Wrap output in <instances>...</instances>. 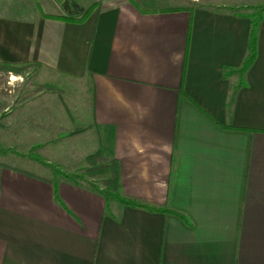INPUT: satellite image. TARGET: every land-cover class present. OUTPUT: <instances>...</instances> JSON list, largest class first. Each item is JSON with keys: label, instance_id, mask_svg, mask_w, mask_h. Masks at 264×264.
Returning a JSON list of instances; mask_svg holds the SVG:
<instances>
[{"label": "crops", "instance_id": "obj_1", "mask_svg": "<svg viewBox=\"0 0 264 264\" xmlns=\"http://www.w3.org/2000/svg\"><path fill=\"white\" fill-rule=\"evenodd\" d=\"M134 1L95 0L72 23L42 14H64L57 2L0 0V62L39 63L27 73L54 87L0 95L19 164L0 160V264H264V15L230 101L250 19L227 7L251 4ZM100 148L123 196L184 218L106 207L51 167L75 172Z\"/></svg>", "mask_w": 264, "mask_h": 264}, {"label": "trees", "instance_id": "obj_2", "mask_svg": "<svg viewBox=\"0 0 264 264\" xmlns=\"http://www.w3.org/2000/svg\"><path fill=\"white\" fill-rule=\"evenodd\" d=\"M60 2L61 8L64 11V14H46L42 10V14L45 17L59 19L65 22L72 23H83L94 11L97 6V3H93L87 7H81L74 0H58ZM134 6H137L134 0H129ZM229 10H233L236 14L240 16H246L250 19V33L247 43V52L246 56L241 63V65L234 69L230 68L231 72L237 73L239 77V82L236 87H234L231 94L230 101L233 99L234 91L244 85L243 76L246 70L253 64L256 55H257V40H258V31L260 28L261 21L264 15V3L247 5V6H234L227 7ZM241 10H248V13L242 14L239 13ZM189 37V29H188ZM40 65L39 63L34 62H21V63H9V62H0V70L10 71L14 73H25L31 66ZM43 89H53L51 84H37L35 85L34 90L40 91ZM33 90V91H34ZM31 91L28 95L33 94ZM27 95V96H28ZM232 128V127H230ZM2 151V150H1ZM43 164H46L43 160L36 158ZM84 163L87 167L82 173L72 172L65 173L61 170H57L52 165L51 167L55 169V174H59L64 178L76 182L77 180H83L88 183L96 192H98L105 200L106 207H108L111 200L116 201L117 203L125 206H130L134 208H141L148 211H159V212H172L184 218L183 215L178 212L172 211L168 208H158L152 205L145 204L135 199L125 197L121 194V185L119 177V163L115 159H109L106 153L100 148L94 153L89 154L85 157ZM89 178L96 179L102 184V187L96 183L89 180ZM54 198L58 200L57 194V185L54 183Z\"/></svg>", "mask_w": 264, "mask_h": 264}, {"label": "rangeland", "instance_id": "obj_3", "mask_svg": "<svg viewBox=\"0 0 264 264\" xmlns=\"http://www.w3.org/2000/svg\"><path fill=\"white\" fill-rule=\"evenodd\" d=\"M41 2V5L44 9V11L47 12H52V11H56L58 10L57 5L55 4V2L59 3V8H61L60 2L58 0H39ZM79 4L85 5V6H89L90 4H92L95 0H74ZM203 1V0H201ZM206 2H217V3H223L224 1L227 2H232L235 5H241V4H251V5H255L256 4H261L264 3V0H205ZM34 68H32L31 70H29V72H25L22 73V76L19 77H13V82L10 84L9 79H8V75L4 76V75H0V95L3 93H7L8 91L11 93V95L13 96V98L15 100H18L20 98H27V95L34 90L35 85H37L40 81H44L45 78H43V80H41L42 78H40L39 76L37 77L34 73ZM1 74V73H0ZM15 80V81H14ZM54 88V87H53ZM49 95L50 98H54L55 95L54 94H50V93H46ZM45 95L40 96L39 98H44ZM3 113L0 112V160L4 161V162H11L14 163L16 165H19L18 162L12 161V159L9 158V155H4V146L7 143V139L3 138V133L2 131V117ZM2 150V151H1ZM10 159V160H9ZM84 160L82 161V164H80V170H77L75 172L78 173H82L84 171V167H87V165H83ZM26 167V166H25ZM28 168V167H27ZM55 169L59 170L58 168H56V166H54ZM84 168V169H83ZM30 170L34 171L33 169L29 168ZM54 169V170H55ZM80 171V172H79ZM48 172V171H46ZM35 173H40L39 171L35 170ZM71 173V172H70ZM89 180H92V182L96 183L97 185H99L100 187H102V184L97 181L96 179L93 178H89Z\"/></svg>", "mask_w": 264, "mask_h": 264}]
</instances>
